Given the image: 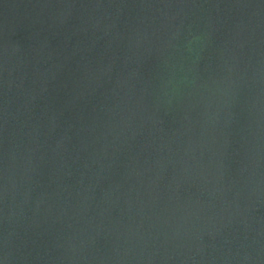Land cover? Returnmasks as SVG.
Masks as SVG:
<instances>
[{
	"label": "water",
	"instance_id": "95a60500",
	"mask_svg": "<svg viewBox=\"0 0 264 264\" xmlns=\"http://www.w3.org/2000/svg\"><path fill=\"white\" fill-rule=\"evenodd\" d=\"M0 264H264V0H0Z\"/></svg>",
	"mask_w": 264,
	"mask_h": 264
}]
</instances>
